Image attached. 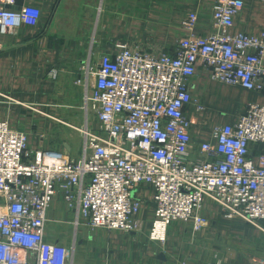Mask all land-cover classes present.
<instances>
[{"label":"built area","instance_id":"obj_1","mask_svg":"<svg viewBox=\"0 0 264 264\" xmlns=\"http://www.w3.org/2000/svg\"><path fill=\"white\" fill-rule=\"evenodd\" d=\"M16 2L0 0V49L3 36L38 23L33 5ZM246 2L215 0L208 36L195 32L198 16L189 13L174 54L117 42L98 62L82 64L76 83L99 128L82 130L80 157L31 150L25 132L0 121V264H73L74 251L46 233L60 191L76 226L131 231L141 212L136 191L152 187L149 238L162 244L175 221H192L195 232L207 226V201L264 231V104L249 103L234 123L207 128L195 120L206 108L190 88L203 65L219 83L264 92V32H229ZM60 71L49 73L57 80ZM195 124L208 137L198 145Z\"/></svg>","mask_w":264,"mask_h":264},{"label":"crops","instance_id":"obj_2","mask_svg":"<svg viewBox=\"0 0 264 264\" xmlns=\"http://www.w3.org/2000/svg\"><path fill=\"white\" fill-rule=\"evenodd\" d=\"M215 0H17L14 8L33 5L36 25L23 24L3 36L0 49V121L25 132L31 150H59L80 157L83 129L97 131L96 116L85 108L82 64L96 63L117 42L174 54L186 35L182 20L198 16L195 32L214 31ZM86 8V9H84ZM259 35L264 32V0H247L229 29ZM60 68L59 78L50 75ZM191 90L205 112L195 115L207 128L234 123L249 103L264 104V92L241 85L219 83L201 65ZM196 144L208 139L198 124ZM154 190L144 184L136 196L141 212L131 231L76 226L64 192L60 191L49 211L48 240L74 251L73 264H254L264 257V231L240 220H231L221 206L207 201L201 211L208 224L195 232L193 222L175 221L162 244L149 238L155 219Z\"/></svg>","mask_w":264,"mask_h":264},{"label":"rangeland","instance_id":"obj_3","mask_svg":"<svg viewBox=\"0 0 264 264\" xmlns=\"http://www.w3.org/2000/svg\"><path fill=\"white\" fill-rule=\"evenodd\" d=\"M84 9H86V8H84Z\"/></svg>","mask_w":264,"mask_h":264}]
</instances>
